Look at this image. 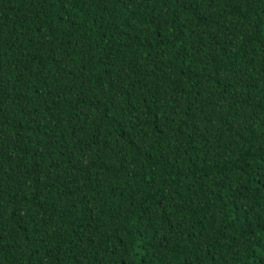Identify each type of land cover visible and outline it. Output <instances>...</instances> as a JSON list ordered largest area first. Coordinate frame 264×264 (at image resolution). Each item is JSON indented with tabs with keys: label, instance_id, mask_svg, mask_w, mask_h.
<instances>
[{
	"label": "trees",
	"instance_id": "1",
	"mask_svg": "<svg viewBox=\"0 0 264 264\" xmlns=\"http://www.w3.org/2000/svg\"><path fill=\"white\" fill-rule=\"evenodd\" d=\"M0 264H264V0H0Z\"/></svg>",
	"mask_w": 264,
	"mask_h": 264
}]
</instances>
